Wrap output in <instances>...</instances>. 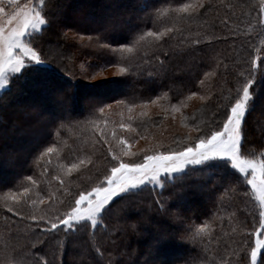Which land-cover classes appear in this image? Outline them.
Masks as SVG:
<instances>
[{
  "label": "trees",
  "instance_id": "obj_1",
  "mask_svg": "<svg viewBox=\"0 0 264 264\" xmlns=\"http://www.w3.org/2000/svg\"><path fill=\"white\" fill-rule=\"evenodd\" d=\"M123 1V3H118V0H85L79 4L87 10L96 9L98 6L100 9L103 7L108 9L107 16L101 22V30L99 31L89 32L87 24H78L76 21H70L71 17L66 15L64 17L67 22L48 30L47 36L51 34L58 37V39L60 38L58 43H61L62 47H64L62 54L64 53L66 56L58 57L60 59L65 57L64 60L59 59L58 63L63 69L76 76L81 75L83 71L91 72L96 70L98 67L96 65H99L104 59L114 62L115 65L119 64L112 53L100 47L101 44L107 43H112L113 47L117 46L111 42V39L103 38V26L112 17L119 19L120 25L123 26V34H126L127 28L133 25H140L146 30L151 29L153 31H157L161 27L174 28L175 32L173 34L164 37L159 42L153 41L141 46L139 54L144 53L148 62H137L132 72L136 73L140 69H146L148 72L157 74L161 76L160 85H149V89L141 88V86L147 85L146 79H144L145 77L139 79L136 75L126 80L127 85L132 90L131 95L129 94L130 96L125 98L131 102L134 95L136 97L139 95L140 100H138V103H142L141 100H145L143 98L148 96L147 94H149V97L155 96L160 94L163 89H169L168 93L172 91L177 98L187 97L191 92H199L202 95L211 92V99L207 102H201L195 98L191 100L185 99L183 103L187 104V107H182L180 112H174L173 109L167 108L163 113H157L149 117L151 121L137 123V126H140L138 128L140 129L138 131L139 135L142 134L144 137L149 138V135L156 136L164 129L166 130L164 136L168 140L170 139V145H177L182 140L185 141V137L190 131L192 135L196 134L192 130L194 123L192 117L195 116V113L205 108L214 111L215 104L221 101V95L226 94L227 89L234 86L233 82L237 78L236 73L240 69V65L235 64L234 60L229 58L232 56L236 57L239 54H241L239 56L241 58L244 54L249 58L257 48L261 49L260 41L264 39V27H261V25L260 27L257 26L256 22L261 0H210L209 4L207 2L205 8L200 10V15L194 16L191 20L171 18L168 14L154 15L157 11L166 13L167 9L179 7L181 4L186 3L187 0H146L147 8L145 4V8L143 6L140 7L138 0ZM229 4L234 7L229 9L227 7ZM138 5L139 7H136ZM73 8L72 6L71 9ZM129 10L136 13L135 15L139 16L141 14L139 20L136 18L133 19L135 21L123 25L125 19L129 16ZM86 12L85 10L84 13ZM225 17H227V20H225ZM62 25H65L68 29L67 35L62 34V32H66L65 29L61 28ZM233 29L241 34L233 37ZM118 33L119 30L116 29L114 32L108 33V35H114L119 39L122 34ZM198 33L200 34L199 36H197ZM205 34L217 37H215L214 41L204 42ZM79 35L85 36L86 40L78 41L76 36ZM96 35L101 36V39L96 40ZM90 36L94 37L91 40L94 44L88 43L87 38ZM186 37L188 39L185 41ZM196 38L201 40L200 44L191 42ZM181 41L185 42L181 43ZM262 49L264 50V47ZM217 56L220 57L224 63L223 65H227V68L225 69L223 66L217 68V71H220L217 79L215 76L214 79L205 77L204 74L206 72L215 71L214 58H217ZM160 61H163V64ZM59 64H54L58 69L56 87L61 90L58 95L63 100L70 99L73 94L80 95V92L88 84L78 83V79L71 77L60 68ZM142 74H145V71ZM37 75L36 79L39 80L40 74ZM200 80H204L203 85L199 83ZM255 87L258 90V95L256 97L255 110L249 117L247 125L248 142L251 148L260 151L264 150V79H261L259 75H257ZM8 97L12 104L13 98L11 96ZM32 99L38 105L49 108V111L52 110L51 113H60L53 120V123L63 121L64 125L74 129L73 125L76 121L85 120L86 115L84 113L81 114L79 106H77L78 112L65 113L62 106L44 101L42 99V91L39 88L35 91ZM11 112H6L4 120L10 123L8 128L15 124L17 125L21 118L20 115L15 118ZM63 113L66 114L64 117L61 116ZM186 118L191 119L188 120ZM143 123L144 125H142ZM114 124L111 123V126H114ZM62 134L61 129L57 130L58 138L62 137ZM92 135L95 137L94 139L91 138ZM99 139L100 137L96 135L94 128L87 130V132L81 130L78 134L67 137L64 141L67 142L65 144H68L70 151L72 148H77V143L80 144L82 140L87 142L93 140L97 146L102 145L97 143ZM12 146L8 147L9 151L14 150V146ZM104 146L106 148V145ZM100 151H106V149L102 148ZM30 153V159L29 161L27 160L26 167L17 176L18 179L24 178L25 175H34L37 172V165H39L38 161L40 160L36 157V149ZM71 154L76 157L78 154L77 150L73 149ZM110 160L107 155H101V157L96 158V168H92V170L96 171L93 170L92 176H96L97 168L100 172H103L105 167L109 165ZM51 174L52 171H48L46 176L50 177ZM58 174L60 173H55V175ZM82 179L80 180L81 182L86 181ZM232 179L233 177L223 167L205 168L182 177L175 186L167 185L163 191L159 188L153 190L149 187L132 197H126L125 199L130 205V214L127 218L122 219L110 215L104 219V224L108 226L107 232L102 227H97L95 230V240L97 247L103 252L102 257L98 256L96 250L91 248L89 244V233L92 231L89 224L78 226V230L75 233H69L67 238H65L63 230L53 233H42L39 229H36L35 232H32L30 225L9 213L3 204H0V251L7 249L14 260H23L25 264H42L44 260H47L48 264H57V261L53 259V253L58 255L60 264H88V262L90 264H110L108 251L105 248L114 249L112 252L114 261L112 264H161L162 258L172 260L173 264H187L186 258L192 255L193 247H198L192 245L186 239L189 232L188 226L191 224L197 225L210 219L214 221L213 232L206 248H218L215 250H218V253L223 257L235 252L236 254L231 257V264H245L243 255L239 252L242 242L241 233L252 224L255 206L251 198L243 196V193L249 190L246 186H240L237 192L232 194L224 193L223 200L217 199L220 193L224 192V188L220 186L221 183L227 187L228 181ZM181 180L184 181V186L187 190L183 195V204L177 209L173 203L175 198L173 200L168 198L172 195L174 187L181 186ZM51 182V186L60 187L59 183L54 181V179ZM65 187H67L66 184ZM68 189L71 193L77 191L76 188ZM56 195L63 198L66 203L71 199L70 196L61 197L60 192L59 194L56 193ZM30 197L33 199V196ZM155 197H160L161 203H165L166 207H169L171 211H179L183 221L165 215H156L152 211L156 207ZM23 210L26 215L29 211L28 206L25 205ZM13 221L15 223H12ZM132 223L137 224L136 229H132L129 226ZM114 225L122 229V231L111 237L116 240V245L100 247L101 244H104L108 233L112 231ZM161 237L163 238L162 241ZM38 240L45 242L44 245H40L36 250L39 251V259L34 255L33 249L30 247L32 244H38ZM45 252H47V255H45ZM121 252L125 254L121 256ZM205 255L209 260L221 258Z\"/></svg>",
  "mask_w": 264,
  "mask_h": 264
},
{
  "label": "snow or ice",
  "instance_id": "obj_2",
  "mask_svg": "<svg viewBox=\"0 0 264 264\" xmlns=\"http://www.w3.org/2000/svg\"><path fill=\"white\" fill-rule=\"evenodd\" d=\"M206 3L207 0H191L190 3L167 9L166 13L157 11L154 15L168 14L171 18L191 20L194 16L200 15V10L205 8ZM8 5L10 8L5 5L4 0H0V123L5 120L4 109L8 104V96L15 98L19 94H25L26 89L39 88L44 101L62 106L65 113L76 112L79 106L83 114L87 106L92 115L104 117V128L99 127V121L91 123L99 132L100 139L97 143L106 145V151L111 157L109 166H106L103 172L97 168L95 177H87V180L91 182L84 187L78 185L75 193H71L68 187H65L66 182L61 175L53 177L60 185L57 191L61 193V197H71L66 204L63 198L57 197L56 192H51L47 196H40L37 193L38 198L31 199L29 194L32 186H38L39 182L32 176H28L26 180L29 186L22 187L19 193L10 194L6 198L4 207L8 212L30 225L32 232L36 229L42 233L63 230L65 238L69 233H75L78 226L89 224L92 229L89 233V244L96 250L97 255L102 257L103 252L97 247L95 240V230L97 227H102L107 232L108 226L104 224V219L110 215L122 219L127 218L130 214V205L126 197H132L149 187L163 191L167 185L175 186L178 180L188 176L191 172L211 167H223L233 179L228 181L227 187L221 183L220 186L224 188V192L220 193L217 199L223 200L224 193L232 194L237 192L240 186H246L249 190L245 191L243 196L251 198L255 206L252 224L241 233L242 242L239 252L242 253L245 264H264V150L257 151L249 146L247 127L249 117L256 106L257 75L264 79V50L257 49L249 56L247 74L237 72L234 86L227 89L226 94L221 95V101L215 104V110L211 111L208 120H196L193 117L192 130L196 135H192L190 131L185 137V142L176 146H165L158 143L133 151L129 139L117 133V129L136 133L131 123L133 117L129 116L128 123L121 121L108 128L107 110L113 109V104L104 103L103 93L99 91L105 85L116 81L102 77L97 83L89 86L96 91L84 96L73 95L68 100H63L58 95L61 91L56 87L58 69L44 58L43 54L46 49L42 41L48 30L64 23L66 0H21V2L8 0ZM227 7L232 9L234 6L229 4ZM256 22L264 27V0H261ZM119 25L120 21L116 17L106 21L103 26V38L111 39L117 46L113 47L112 43H107L101 44L100 47L114 54L120 64L118 75L121 77L132 74L136 67L134 59L139 54L142 45L153 41L159 42L175 32V29L170 27H161L153 31L146 30L140 25H133L127 28L126 34H122L119 39L114 35H108L119 28ZM62 34L67 35V32H62ZM240 34L239 31L232 30L233 37ZM199 35L198 33L197 36ZM87 39L91 41L94 37L90 36ZM95 39L99 40L101 36L98 35ZM187 39L186 37L185 41ZM204 39L211 41L213 37L205 34ZM191 42L200 44L201 40L196 38ZM160 63L163 64V61ZM220 66L218 63L217 67ZM223 67L226 69L227 65ZM33 73L40 74V79H30ZM204 75L208 77L215 73L206 72ZM199 83L203 85L204 80H200ZM19 84H23L24 87L14 92ZM163 95L167 96V93ZM211 96V92L206 95L191 92L185 99L191 100L198 97L201 102H207ZM161 98L157 96L150 102L157 103ZM115 103L122 102L116 101ZM143 103L147 104L149 101ZM136 107L140 105L131 104L127 107V111L131 113ZM181 107H187V104L181 101L179 106L173 105L172 109L174 112H180ZM139 115L145 116L147 113L141 111ZM57 126L63 127V121H58ZM136 135L138 136L139 133ZM139 138L144 139L145 137L140 136ZM115 149H118L119 154ZM58 151L55 145L46 147L39 153L38 158L48 157L50 160L52 154ZM89 165L96 167L92 156L75 157L72 162L63 166L62 175L69 180L73 175L81 177L83 172L88 171ZM186 190L184 181L181 180V186L174 187L172 195L168 198L169 200L175 198L173 203L177 209L183 204V195ZM154 200L156 207L152 211L156 215H165L183 221L180 212L171 211L165 203H161L160 197H155ZM25 205L29 208L26 215L23 210ZM213 224V220H208L199 225L188 226L189 232L186 239L198 247H193L192 255L186 258L187 264H231V257L236 254L235 252L219 260L216 258L209 260L205 255L206 245L213 232ZM129 226L132 229L137 228L136 223ZM120 231L122 229L114 225L100 247L116 245V240L111 237ZM44 243L43 240H38V244L30 246L37 259H39V251L36 250ZM105 250L108 251L109 261L112 264L114 249L105 248ZM124 254L120 253L121 256ZM53 259L60 264L59 257L55 253H53ZM0 264H25V261L14 260L11 253L5 249L0 251ZM42 264H48V261L44 260ZM161 264H173V262L168 258H162Z\"/></svg>",
  "mask_w": 264,
  "mask_h": 264
},
{
  "label": "rangeland",
  "instance_id": "obj_3",
  "mask_svg": "<svg viewBox=\"0 0 264 264\" xmlns=\"http://www.w3.org/2000/svg\"><path fill=\"white\" fill-rule=\"evenodd\" d=\"M83 1L85 0H66L67 8L64 16L68 15L69 17H71L69 19L70 21L73 22L76 21L78 22V24H87L89 26V32H95L101 30L100 28L102 25L101 22L107 16L106 13L108 9H106V7L100 9L98 6L97 7L98 9L96 8L93 10H87L86 8H83L79 5ZM209 1L210 0H207L208 2L207 4H209ZM18 2H21V0H18ZM123 2H124L123 0H118V3H123ZM190 2L191 0H187L186 3H190ZM4 3L6 6H9L10 8V5H8V0H4ZM138 4L140 5V7L143 6V8H145L144 4L146 5V0H138ZM139 5L136 7H139ZM72 6L74 7L73 9H71ZM147 7L148 6L146 5V8ZM85 10L87 11L86 13H84ZM135 14L136 13H134L132 10H129V16L125 19L123 25L125 23L127 24V23H131L132 21H135L133 19L136 18L139 20V16L141 14H139V16ZM63 21L64 23H66L67 19L63 17ZM257 26L260 27V24L257 23ZM61 28L65 29V31L68 32V29L65 27V25L64 26L62 25ZM117 30H119L118 34L120 35L124 33L122 25H119V28H117ZM48 32L46 33L45 39L42 41L43 46L46 49V52L43 55L46 60L50 61L53 64L58 65L59 64L58 62L60 60L65 59V57L62 59L58 58V57H62V55L66 56V54L64 53L62 54L64 47H62L61 43H58L60 42L59 41L60 38L58 39V37L52 36L51 34L47 36ZM210 36L213 37L211 41H214L215 37H217L215 35H210ZM81 37H83V39H81ZM76 38L78 41L86 40V37L83 35L76 36ZM204 42H208V40L204 39ZM88 43L94 44L89 39H88ZM260 45L262 46L261 49L260 48L257 49L263 50L262 48L264 47V39H261ZM240 55L241 54L236 55V57L232 56L229 59L234 60L233 62H235V64L240 65V69L238 70V72H244L245 74H247L248 57L244 54L242 55L241 58L239 57ZM146 58L147 56L144 53L138 54L134 59L135 65L137 62H142V61L148 62L146 61ZM214 60H215V65H214L215 75H210L208 76V78L211 77L212 79H214L215 76V78L217 79V76H219L220 74V71H217V68H219L217 67V64L219 63L221 66H223L224 63L222 62L219 56H217V58H214ZM59 66L60 68L63 69V67L60 64ZM81 66L83 67L82 64ZM96 66H98L96 70H93L91 72L83 71L81 75H76V76L69 73L65 69L63 70L67 72L74 79L75 78L78 79V83L82 82L88 84L87 87L80 92L79 96H84L89 92L96 91L90 88L89 86L97 83L102 77H106L110 81H116L115 83L105 85L102 89L99 90L103 93V102L106 104H113V109L107 110L108 112L107 118L109 120L108 128L113 127L111 126V123H119L121 121H123L124 123H128L129 122L128 118L129 116H131L133 117V120L131 121L132 126L133 128L136 129V133H138V131L140 130L138 128H140V126H137V123L151 121L149 120L150 119L149 117H152L154 114L157 113L158 114L163 113V111H165L167 108L172 109L173 105L179 106L180 102L185 100V97L177 98L175 97L176 95L172 93V91H171L172 94L168 93L169 89L168 90L163 89L160 91V94H157L155 96L149 97V94L146 93L148 96L145 95L146 97L143 98L145 100H141L142 103H138V100H140L139 95L137 97L136 95H134L132 97L133 99H131V102H129L125 97H129L131 95L132 89L127 85L128 83L126 82V80L136 75L137 78L139 79H142L141 77H145L144 79H146L147 85L146 86L143 85L141 86V88L149 89V85H160L161 76L148 72L146 69H140L138 72L132 73L127 77H121L120 75H118V67L120 66V64L115 65L114 62H111L110 60H106V59L102 60L99 63V65ZM144 71L145 74H142L144 73ZM37 76L38 75L34 73V77L33 76L30 77V79L33 78L36 79ZM21 87H24V85L23 84L17 85V88L14 89V92H16ZM37 89L38 88L26 89L25 94H19L15 98L11 96L13 98L12 104L8 100L9 97L7 98L8 104L7 107L4 109V111L5 112L12 111L11 113L15 118H17V115H20L21 118L19 119L17 125L14 123L15 125H13L10 128H8V126L10 125L9 122L3 121L2 123H0V204H3V206L6 202V198L10 194L19 193L22 187L29 186V183L26 180L28 176H32L33 179L39 182L38 186H32V191L29 194L30 196H33L32 197L33 199L38 198L37 193H39L40 196H47L51 192H56L59 194V191H57L59 187L51 186L52 185L51 181H53V177L56 176L55 175L56 172H59L60 173L59 175H61L62 178L65 179L66 182L65 184L68 188H70V190L75 188L77 189L78 185L81 187L87 186V184L91 182L87 180V177L92 176L93 170L96 168V167L94 168L92 165L88 166V171L83 172L81 177H77L76 175H73V177L69 180V178L63 177L62 175L63 166H66L75 159V157H73L74 154H71L73 149L77 150L78 153L77 156L83 157L84 155L90 154V156H92L94 161L96 158L101 157V155L104 156L107 155V157L111 159L107 151H100L102 150V148L106 149L105 146L104 145L103 147L102 145L97 146L96 142L93 140L91 142L82 140L80 144L77 143L76 146L77 148H72L70 149V151L68 144H65L67 142L64 141L67 139V137L78 134L81 130L83 132H87V130L89 129H94L93 124L91 123L92 121H99L100 122L99 127L104 128L105 127L103 124L104 117H101L99 115H92L89 111V107L86 106L83 110V113L86 115L85 120L76 121L75 124L73 125L75 127L74 129L68 127L67 125H64L63 127H58L56 122L53 123L54 122L53 120L57 117V115H60V113L59 114L55 113L56 114L55 115L53 112L51 113L52 110L49 111L48 110L49 108L47 109L44 108V106L38 105V103L34 99H32ZM164 93H167V96H164L163 95ZM157 96H161L162 98L159 101H157V103H151L150 101L155 99ZM195 99L198 100L199 98L196 97ZM116 101H121L122 103L116 104L115 103ZM145 101H149V103L144 104L143 102ZM85 104L87 105V101H85ZM131 104L140 105V107L134 108L133 111L129 113L127 111V107ZM141 111L146 112L147 115L140 116L139 113ZM211 111L213 110L205 108L203 110L197 111L194 117L196 120H208ZM65 115L66 114L63 113V115L61 116L64 117ZM186 119L190 120L191 118L190 119L186 118ZM142 125H144V123ZM60 129L63 132L62 134L63 136L58 138L57 130L59 131ZM19 130L23 132H20ZM165 132L166 130L163 129L159 134H156V136L158 135L157 137L155 135L154 136L149 135V138L145 137L144 139H140L139 137L143 136L142 134L137 136L136 133H130L117 129L118 135L123 134L125 138L129 139V142L132 143L133 151H138L139 149L147 148L150 145L154 146L158 143L163 144L165 146L170 145L169 142L170 139L168 140L167 137L164 136ZM96 135L97 136L99 135V132L97 130H96ZM133 137H135V139H133ZM91 138L94 139L95 137L92 135ZM182 142L185 141L182 140L180 143ZM12 145L14 146L13 148L14 150H12L14 152L9 151L8 149V147ZM53 145H55V147L59 149V151L54 152L50 160L48 157H44L42 159L38 158L40 152H42L46 147H50ZM173 146H176V144ZM35 149H36V157L40 160L38 161L39 165H37L38 169L36 174L25 175L24 178L18 179L17 176L19 175L21 170L26 167L27 160L29 161L30 159L29 158V156L31 155L30 152L34 151ZM115 150H117V154H119L118 149ZM55 166H59V167H55ZM92 168L94 169L92 170ZM48 171H52L50 177L46 176ZM81 178H83L86 181L81 182L80 181ZM48 181H50L51 183L50 184L47 183ZM54 181L56 180L54 179ZM15 187L18 188L15 189ZM215 249L208 248L207 249L208 253L206 251L205 254L213 257H223L220 253H218L219 251ZM217 259L219 260L220 258Z\"/></svg>",
  "mask_w": 264,
  "mask_h": 264
}]
</instances>
